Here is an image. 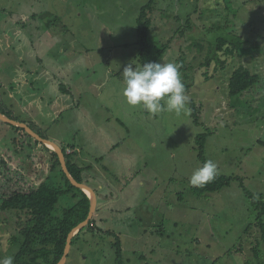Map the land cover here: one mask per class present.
<instances>
[{
    "label": "rangeland",
    "instance_id": "1",
    "mask_svg": "<svg viewBox=\"0 0 264 264\" xmlns=\"http://www.w3.org/2000/svg\"><path fill=\"white\" fill-rule=\"evenodd\" d=\"M147 2L0 0V107L74 152L97 199L95 230L74 240L65 264H117L113 234L122 264H264V213L243 190L264 203V0H156L149 43L154 57L167 46L156 62L183 56L189 65L187 100L201 105L200 124L188 105L154 117L123 96L124 67L141 65L137 20ZM231 34L245 41L240 53L222 71L205 70L211 44ZM239 66L259 82L230 98ZM205 132V161L234 180L196 195L189 180ZM48 150L0 121V205L11 180L31 191L53 178ZM76 201L60 197L55 214ZM12 233L0 223V258L15 253Z\"/></svg>",
    "mask_w": 264,
    "mask_h": 264
},
{
    "label": "trees",
    "instance_id": "2",
    "mask_svg": "<svg viewBox=\"0 0 264 264\" xmlns=\"http://www.w3.org/2000/svg\"><path fill=\"white\" fill-rule=\"evenodd\" d=\"M155 5L156 0H148L146 5L142 8L137 20L136 45L138 46V58L141 65L149 62H156L157 58L165 53L164 50L167 47L163 45V49L158 51L157 57H154L148 34L154 29ZM187 18L189 19V16ZM176 19H179V17H176ZM244 42L245 41H243L240 36L235 34H231V37L228 39L224 36L218 37L214 40L213 44H211L210 52L206 58L205 64L202 66L207 70V68L215 63L217 67L214 71H222L224 67L240 53L244 46ZM197 46L199 49L202 48L200 44H197ZM176 64L179 66L181 80L185 86V94L188 95L192 85L189 80L190 67L185 63L183 56L177 59ZM205 75L207 74H204V76ZM258 82L259 76L257 74H252L243 66L235 68L229 78V97H240L243 93L256 86ZM186 105H188L191 110L193 121L196 124H200L199 117L201 105L196 104L193 100H187ZM0 113L12 119L1 107ZM9 126L13 130L25 133L21 128ZM30 128L33 129L32 127ZM208 135L209 133L205 132L196 139L199 149L198 159L202 165L205 162L204 147ZM14 142L16 145L19 143L17 139L14 140ZM61 149L65 155L69 173L78 183L82 184V172L84 169L79 167L78 163L75 161V153L72 152L68 154L66 149ZM51 153L55 158L51 167L54 180H52L53 178L50 179L49 176L37 189L31 191H24L18 186L16 188V181L11 180L14 187L11 186L8 188V196L4 198L0 205V223L3 222L5 225H10L13 231L7 243L9 248L15 250L14 255H11L14 258V264H57L63 257L69 233L83 222L89 214L90 199L83 191L71 185L62 171L57 155L52 151ZM56 175H58L63 182V185L60 187L57 185L59 178ZM233 180L234 178L232 177H227L218 173L213 182L202 188L196 187L193 191L196 195L217 192L229 186ZM243 190L246 192L249 200H251L252 205L261 207L260 210L264 213V203L261 201L258 202L257 197L248 193L245 188H243ZM75 191L78 192V197ZM68 195L76 198V203L71 207L63 209L60 213L55 214V207L60 197ZM92 223L93 219L90 220L85 228L74 236L71 245H73L74 240L78 239L83 232L95 230V226ZM261 231L262 239L264 240V229L261 228ZM112 236L116 240L114 247L117 264H122L121 242L115 234Z\"/></svg>",
    "mask_w": 264,
    "mask_h": 264
},
{
    "label": "clouds",
    "instance_id": "3",
    "mask_svg": "<svg viewBox=\"0 0 264 264\" xmlns=\"http://www.w3.org/2000/svg\"><path fill=\"white\" fill-rule=\"evenodd\" d=\"M122 76L123 96L129 105L142 106L154 117L164 112L180 113L185 109L188 97L177 64L149 62L135 67L128 64ZM217 174V165L212 160H206L193 171L189 183L202 188L213 182ZM0 264H14V258H0Z\"/></svg>",
    "mask_w": 264,
    "mask_h": 264
},
{
    "label": "water",
    "instance_id": "4",
    "mask_svg": "<svg viewBox=\"0 0 264 264\" xmlns=\"http://www.w3.org/2000/svg\"><path fill=\"white\" fill-rule=\"evenodd\" d=\"M0 121L11 125L13 127H18L21 128L25 131V133L30 136L31 138H33L34 140H36L37 142L49 147L56 155L57 158L59 160V163L61 165L62 171L64 172L66 178L69 180V182L71 183L72 186H74L75 188L80 189L81 191H83L88 198L90 199V210H89V214L87 216V218L81 222L78 226H76L68 235L67 237V241H66V246L64 249V254L63 257L61 258V260L57 263V264H65L66 260H67V256L70 252V248H71V242L72 239L74 238V236L76 234H78L80 232V230H82L83 228H85L90 220H92L93 215L95 213L96 210V206H97V199H96V195L95 192L88 186L78 183L69 173L68 169H67V165H66V159H65V155L62 151V149L56 145L55 143L48 141L44 138H42L39 134H37L36 132H34L30 127H28L26 124L17 122L13 119L8 118L7 116L3 115L0 113ZM88 193V194H87Z\"/></svg>",
    "mask_w": 264,
    "mask_h": 264
},
{
    "label": "crops",
    "instance_id": "5",
    "mask_svg": "<svg viewBox=\"0 0 264 264\" xmlns=\"http://www.w3.org/2000/svg\"><path fill=\"white\" fill-rule=\"evenodd\" d=\"M3 101H2V97H0V105L2 106Z\"/></svg>",
    "mask_w": 264,
    "mask_h": 264
},
{
    "label": "built area",
    "instance_id": "6",
    "mask_svg": "<svg viewBox=\"0 0 264 264\" xmlns=\"http://www.w3.org/2000/svg\"><path fill=\"white\" fill-rule=\"evenodd\" d=\"M67 152V151H66ZM68 154L70 153L69 151L67 152Z\"/></svg>",
    "mask_w": 264,
    "mask_h": 264
},
{
    "label": "bare ground",
    "instance_id": "7",
    "mask_svg": "<svg viewBox=\"0 0 264 264\" xmlns=\"http://www.w3.org/2000/svg\"><path fill=\"white\" fill-rule=\"evenodd\" d=\"M50 147V146H49ZM51 148V147H50ZM88 194V193H87Z\"/></svg>",
    "mask_w": 264,
    "mask_h": 264
}]
</instances>
